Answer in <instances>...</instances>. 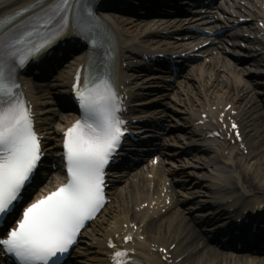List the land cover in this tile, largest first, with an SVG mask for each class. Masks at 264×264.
Wrapping results in <instances>:
<instances>
[{
  "label": "snow or ice",
  "instance_id": "1",
  "mask_svg": "<svg viewBox=\"0 0 264 264\" xmlns=\"http://www.w3.org/2000/svg\"><path fill=\"white\" fill-rule=\"evenodd\" d=\"M7 22L0 20V25ZM20 27L23 31L18 34L0 35V256L9 264H62L86 221L105 203V168L120 146L125 122L113 84L106 74L94 71L89 57L82 83L78 71L73 84L81 118L64 132L67 180L24 206L21 193L33 179L42 150L31 109L23 94L15 91L17 68L49 52L67 36L69 27L93 48L102 47L103 37L92 0H54ZM33 37L39 42L34 43ZM122 255L126 253H113L114 264H120Z\"/></svg>",
  "mask_w": 264,
  "mask_h": 264
},
{
  "label": "bare ground",
  "instance_id": "2",
  "mask_svg": "<svg viewBox=\"0 0 264 264\" xmlns=\"http://www.w3.org/2000/svg\"><path fill=\"white\" fill-rule=\"evenodd\" d=\"M25 1L27 0H0V15ZM144 1L154 4L158 0H141V2ZM117 9L120 11H127L123 8ZM117 18L120 19L121 23L127 22L128 26H131L129 28L131 32L124 28L127 33H133L138 27H142L141 22L132 17L130 18L127 15H120L117 16ZM181 20L182 19H179L178 21ZM153 21L157 23L162 21H164V23H169L170 20H158L156 18L153 19ZM206 21H209V19ZM201 22H203V20H201ZM159 27H161V24H159ZM176 28L175 24L163 28L162 31L174 32ZM142 30L143 27L141 32ZM167 33L170 34L169 32ZM167 36L168 35L163 34L164 38ZM212 50L213 49L210 50L209 48L205 50V52L208 54L207 57L213 67L211 68L210 66V68H208L209 70H205V67L201 66L203 69L200 70V73L195 71L198 70L197 67L189 69L187 73L185 72L183 77L184 82H186L187 85L180 89L179 93L183 95L184 100L191 99L193 102L200 101L201 108L204 110L203 112H209L210 114H213L216 109L223 110L228 104H231L233 109L242 108V111L235 117L241 122L244 142H249L247 143L248 145H246V148L248 147L247 149L249 150L247 153H244V150H241L237 145H229L227 148H221V158L209 159L210 161L205 162L206 164L196 166V168L204 166L209 167L210 163H212L216 167V173L213 177L214 179L211 182L191 181V183L194 184V187L200 186L196 187L199 191L208 190L211 187L212 182H223L225 178L224 174L227 175L231 172L232 174L234 173L235 176H239V179H241L243 183H247L249 187L256 190L258 195H264V130L262 129L263 126H257V122H260V120L264 123L263 113L258 109L256 104H251L250 101L245 100L246 89L240 85L242 73L236 69L231 70L229 65L222 63V61L220 62V57L218 56V58H216L213 55ZM126 53L130 54L131 51L127 50ZM210 55H213L214 59H212ZM80 57L81 56L79 55L75 61L77 62ZM219 63H222V65ZM44 64L45 62H42V66H44ZM218 66L220 67L218 68ZM221 66L229 71L227 77H222L220 72L222 68ZM135 68L136 66L134 65L126 68L125 73L131 78L133 76L132 72ZM234 68L239 69L236 66ZM73 70L74 68H71L70 74L73 73ZM61 72H63V70ZM43 75L44 74L40 75V77H43ZM60 76L63 78V82H61L56 88H53V91L48 92V94L53 95L54 106H60L59 103L61 99L58 98V93L67 90V86L64 83L67 76L64 77L63 73L60 74ZM136 77L134 80L137 79ZM152 77H159V75ZM126 78L128 77L126 76ZM138 83V81L135 83L133 82V88L135 85H138ZM123 84V92L125 93V96L130 97L133 95L128 89V86L132 87L130 86L131 83L127 84L126 79H124ZM32 97L39 128L42 130L43 134L49 135V140H55L54 144H51L48 147L50 151L54 152L56 147H58L56 141L59 140L57 130L53 127V131H49L50 128H48V122L50 118L48 117V114L45 116L42 115L44 111V109L41 108V105L43 104L41 101L42 95L32 92ZM213 107L216 108L213 109ZM63 121H61V123ZM60 124L58 123V126ZM226 149L229 150L227 154L224 152ZM197 151L202 153L205 152L202 151V148L197 149ZM165 153H168V151ZM222 158H225V162ZM219 159L220 161H218ZM59 161V158L53 157L55 171L57 172L60 169ZM219 162L224 164V169L226 167L225 172L223 170H218L217 166ZM139 177L140 180L137 184L129 185V183V186L124 187V189L127 190L125 195L123 193V187L113 185L110 188L109 196L112 203H109L105 207L102 214L92 224L91 236L97 237L99 240L105 236L107 238H115L116 234L125 235L129 232L127 228H130L132 224H136L138 225L136 234H142L144 236V240L136 244L137 250L140 251L141 249L148 256L150 264H264L263 257H245L243 254L234 255L231 253L220 252L215 248H207L206 246L196 251L198 248V239L203 238L201 234L199 235L192 225L188 224L184 213H176L168 216L167 214L170 213L169 209L164 213L161 212L162 208L166 206L165 202H159L160 204L157 207L158 199H155L154 193H150L146 188V179L144 175L141 173L139 174ZM215 178L217 179L215 180ZM175 185L178 186L179 183H176ZM194 187H188L187 189L194 190ZM146 201L149 202L148 205L153 204L156 208L151 214L148 209H143L145 210L143 212H138L136 209V207L141 208V203ZM154 201H156V203H154ZM233 205V202L232 204L227 203L225 207H232ZM140 211H142V209ZM125 225L128 226L126 227ZM89 230L90 228L87 229V232H89ZM87 238L81 239L79 241L80 244L88 246L86 241ZM163 257H166L167 261H163ZM170 260L172 263H169Z\"/></svg>",
  "mask_w": 264,
  "mask_h": 264
},
{
  "label": "rangeland",
  "instance_id": "3",
  "mask_svg": "<svg viewBox=\"0 0 264 264\" xmlns=\"http://www.w3.org/2000/svg\"><path fill=\"white\" fill-rule=\"evenodd\" d=\"M63 65H64L63 62L59 63L55 67V69L52 72H50L49 76L46 79H44V82H43L44 86L42 87L43 89L45 88L48 82L53 83V81L55 80V77L58 76L60 73V68L64 67Z\"/></svg>",
  "mask_w": 264,
  "mask_h": 264
}]
</instances>
